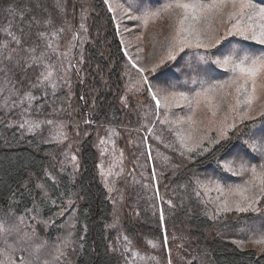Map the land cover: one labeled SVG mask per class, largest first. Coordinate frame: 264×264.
Listing matches in <instances>:
<instances>
[{
	"label": "trees",
	"instance_id": "16d2710c",
	"mask_svg": "<svg viewBox=\"0 0 264 264\" xmlns=\"http://www.w3.org/2000/svg\"><path fill=\"white\" fill-rule=\"evenodd\" d=\"M164 2L167 0L150 5L151 11ZM40 3L42 9L37 14H51L55 20L52 30L64 27L58 35H49L55 52L44 46L35 32L28 42L40 45L35 55L46 52L45 61L52 66V76L43 82L47 101L40 89H31L36 97L31 103L23 96L29 91V82H35L43 70L41 66L29 68L25 76L22 64L8 74L10 82L0 72V217L6 218L13 228L9 245L15 249L12 255L16 261L23 258L28 264H42V259L51 258L50 264H120L124 258L111 249L119 248L117 235H126L130 246L144 253L157 250L155 241L162 245L160 253L166 254L171 245L175 264H264V247L234 243L239 239L250 242L259 235L257 232L264 231L257 228L264 227V200L258 204V213L217 214L215 204L201 202L208 197L215 199L218 193L214 185H210L213 190L207 194L197 185V180L203 183L210 178L225 186L242 184L249 178L222 172L216 158L225 153L209 144L216 138L224 116L227 114L226 123H231L235 114L228 113L225 104L213 117L214 109L201 101L199 108L192 106L196 114L190 126L187 121L192 112L188 106L165 109L162 104L157 108L142 81V76H147L152 91L157 86L167 88L169 82L187 84L186 88L170 90L199 91L200 85L193 84L185 70L193 50L185 48L175 60L165 58L155 73H140L139 68L149 69L154 62L147 66L145 54L125 43L123 29L130 20L116 11L123 12L119 5L127 8V0H65L63 13L55 6V0ZM253 3L260 5V0ZM30 6L35 10L34 5ZM17 7L25 4L17 0ZM133 14L141 15L137 11ZM10 19L7 12L0 10V41L8 39L2 29ZM230 24L226 18H217L212 28L222 33ZM12 30L16 31L15 26ZM239 39L229 37L233 41ZM244 43L256 55L264 49L255 42ZM209 74L207 79L213 82L214 77L230 76L215 68ZM41 103L45 104L43 108L38 107ZM228 103H234L231 96ZM25 108L31 111L25 113ZM205 109L211 114H202ZM261 111L264 108L250 112L249 116L255 119L243 124L235 116L238 127L229 130L228 135L248 139L249 133L264 130ZM24 120L39 126L33 131L28 130L27 124L21 128L17 122ZM45 120L55 124L41 123ZM210 121L216 123L209 124ZM62 132L67 139L60 136ZM180 136L185 137L188 147L199 144L189 152ZM189 136L191 140L187 139ZM101 138L110 141L109 152H104L105 145L99 144ZM239 142L235 139L232 143ZM201 148L209 150L203 152ZM113 150L114 154H125L127 167V172L116 180L114 193L109 191L100 166L114 161ZM73 154L79 162L77 170L73 168ZM248 159L257 166L262 162ZM196 192H200L199 197ZM69 202H74L73 206L64 210ZM29 209L34 210L29 213ZM62 210L63 215H58ZM214 215L218 218L213 219ZM19 217L31 221L29 233L23 227L19 230ZM114 224L116 227H110ZM70 227L71 234L67 231ZM39 243L42 253L34 254Z\"/></svg>",
	"mask_w": 264,
	"mask_h": 264
},
{
	"label": "snow or ice",
	"instance_id": "6c2138e0",
	"mask_svg": "<svg viewBox=\"0 0 264 264\" xmlns=\"http://www.w3.org/2000/svg\"><path fill=\"white\" fill-rule=\"evenodd\" d=\"M25 7H17V0H0V10L7 12L11 17L7 26L2 30L8 37L4 41H0V72L5 74V81H8V74L13 73V70L20 68L22 73L26 76L27 70L35 66H41L42 71L37 75L35 82H29V91H26L23 96L31 103L36 99L32 95L31 89H40L43 94L44 101H47L48 92L43 86L44 81H48L52 76L51 65L45 61L46 52H41L40 55H35L37 47L40 45L29 44V40L33 33L38 40L44 43V46L51 48L53 52L56 48H52L49 35L56 36L64 31V27L56 28L55 20L51 14L47 16H39L37 10L42 9L40 0H21ZM107 3L108 0H105ZM161 0H127V8L119 5L123 9L122 15L129 19H142L145 24L148 23L152 17H160L162 14H167L169 19L175 26V36L168 45L167 60H175L179 53L184 52L185 48L192 49L191 58L186 62L185 70L189 73V79L193 84H199V91H179L170 90L178 88H186L187 84H174L169 82L168 87H156V91H152L153 85L148 82L147 76H142V81L147 85V89L151 94L157 107L160 106L161 100L158 94L162 95L164 101V108L169 109L172 106L185 105L189 107L192 115L188 117V123L191 126L194 121L192 116L195 115V110L192 108H199L201 101H203L209 108H213L212 115L215 117L216 111L222 105L227 104L228 113L235 114L231 123H226L228 115L224 116V120L219 122L217 129V136L215 139L209 141L210 145H216L219 151H224L225 155L216 158V163L220 170L224 173L233 174L243 177L248 175V179L244 180L242 184L236 185H221L220 181L209 179L206 182L197 180L199 188L204 189L205 194L212 191L210 185H214V190L218 195L213 199L208 197L207 200H202V203L215 204V212L217 214L235 211L237 213H258L261 211L257 207L261 200H264V130L260 132H251L248 134V139H243V136H229L228 131L234 130L238 127L235 116L239 117V123L243 124L245 120H254L255 118L249 116L252 111L253 102L264 96V49H261L260 54L256 55L250 50V46L244 42H255L256 45L264 46V0H260V5L253 3V0H167L162 7H157L155 11H151L150 5L159 4ZM65 0H55V6L63 13ZM7 7H4V5ZM30 5L35 6V10ZM111 7V5H109ZM47 13V9L43 8ZM133 11L140 12L139 17L131 15ZM83 18V16L81 17ZM217 18L221 21L224 18L231 22L230 27H227L222 33L218 29L212 28V23ZM18 21V23H15ZM15 26L16 31H13ZM83 29L84 25L81 24ZM27 29V31H25ZM19 32V35H17ZM229 37H239V40H229ZM71 43V42H70ZM74 46V45H73ZM58 47V46H57ZM165 63V58H160L157 64L151 68H139L140 73L146 71L155 73L157 68ZM215 69L224 70L225 73H230L228 79L212 81L211 79H203ZM205 84L207 86L205 87ZM55 87V85H53ZM232 90V91H229ZM232 97L234 103H228V97ZM83 99V97H81ZM23 99L20 103L23 104ZM125 103H127L125 98ZM15 106V102H13ZM44 103L38 105L43 108ZM30 108H25L24 112H30ZM55 111V109H54ZM259 115L264 116V111ZM167 122V120L165 121ZM19 123L21 128L28 125V130L33 131L39 126L29 120H24ZM46 125H54L52 120H45L41 122ZM86 124L91 125L92 121H85ZM216 123L210 121L209 124ZM64 127L63 124L57 125ZM114 131V130H113ZM151 131V129H149ZM179 135V133L177 134ZM63 139H67L66 133H60ZM181 143L188 148L189 152L195 150L199 144L188 147L185 143V137L180 136ZM187 139L191 140V136ZM239 139L238 144H233V140ZM106 141L101 138L99 144L103 145ZM208 148H201V151L207 152ZM246 155H240V153ZM235 153V155H233ZM103 156V152L101 153ZM248 157L259 159L262 162L257 166L250 164ZM74 162L73 168L77 170L79 162L76 155L71 156ZM239 165L237 168L235 165ZM102 167V164L100 165ZM46 175H51L46 173ZM43 189V185H39ZM197 197L200 192H196ZM52 203H55L53 201ZM74 202H69L64 210L71 208ZM171 204V201H169ZM34 209L27 210L31 213ZM63 215V210L58 213ZM218 218L217 215L213 219ZM23 222V217H19ZM34 219V217H33ZM163 219V216H161ZM110 227H116L111 225ZM13 228L7 224L6 221L0 220V239L7 243L6 237L10 235ZM116 239L121 240V236L117 235ZM165 243L167 237L165 236ZM128 237L125 235L122 238L121 247L112 248L116 253L119 252L124 258L125 264H132L138 253L132 251L128 247ZM239 246L243 247V241H235ZM253 243L257 245H264V234H259ZM11 249V251H9ZM13 246L8 248L0 247V264H17L16 259L11 252H14ZM39 249H37V252ZM152 259H156L152 257ZM20 264H27L20 258ZM47 264V262H45ZM168 264H171L169 259Z\"/></svg>",
	"mask_w": 264,
	"mask_h": 264
},
{
	"label": "rangeland",
	"instance_id": "374dc122",
	"mask_svg": "<svg viewBox=\"0 0 264 264\" xmlns=\"http://www.w3.org/2000/svg\"><path fill=\"white\" fill-rule=\"evenodd\" d=\"M116 12L121 14L122 10H119ZM131 15H133L134 17H137L133 13H131ZM136 20L137 19L130 20V23L128 22L129 24H127L126 28L123 29V31L125 32V33H123L125 43H127V45H129L128 46L129 48L135 46L136 52H138V53L143 52L145 54L146 61L148 62V64L146 63L147 66H150L149 64H151L153 62L154 63L151 65H154L155 63L159 62L160 58H162V57L166 58L167 57V54H168L167 42L171 41L172 38L175 36V26H174L173 22L169 19L167 14H165L164 16H161L159 18L158 17H152L149 19L147 24H145L143 21L140 23L136 22ZM150 44H152V45H150ZM125 51L127 53L126 48H125ZM210 76L211 75L208 74V76L204 77L203 79H207ZM214 79L225 80V79H228V77H225V76L219 77L218 76V77H214ZM157 98H159L161 100L160 106L157 107V108H160L162 106V104L164 105L163 97L158 96ZM252 108L254 109L252 111H255V112H259L260 110H262L264 108V96L257 99L256 101H254ZM201 111H202L201 112L202 114H207V113H208V115L211 114V113L209 114L207 109L201 110ZM109 144H110L109 140H107L106 143H104V145H105L104 146L105 147L104 152H109L108 149H112V148H108ZM112 155H114L113 156L114 161L110 162L108 165H104L102 163L101 171H103L105 178L109 182V186H108L109 191L114 193V191L116 190V180H118V178L121 177L122 174L127 172V167H126V162H125V159H126L125 154H123L120 151H118L117 153L114 154V150H113ZM104 166H108V167H104ZM257 207L261 208L259 205H257ZM0 220H4L7 222L8 225H11V224H9V221H7L6 218L0 217ZM16 222H17V220H16ZM17 225L20 226V228H19L20 231L25 229V233H29L32 229L31 221H29L26 218L23 219V222H21L19 220L17 222ZM257 228L264 229L263 226H258ZM67 231H69L71 234V232H72L71 227ZM257 233L258 234H264L263 232H257ZM7 237H8V239H7ZM7 237H6L7 243H4L3 239H0V247L8 248L10 238H12L13 235H8ZM253 240L254 239H252L250 242H246L245 240H241V239L236 240V241H243L244 242L243 247H250V246L264 247V245H257L255 243H253ZM116 241L118 243V246L121 247L122 238L120 241H118L117 239H116ZM155 242H156L155 245H156V248L158 251L157 250H155V251L151 250L150 252H147V253L142 252V250L139 248H137V249L133 248L130 246V244H128V247L131 248L133 252L138 253V255L136 256V258L134 259L132 264H168L169 259L171 260V264H175V261L173 259L171 245H170V247L167 248L166 254H164V253H160L161 252L160 249H161L162 245L160 243H158L157 241H155ZM41 244L42 243L35 245L34 254H37L38 252H39V254L42 253V248L40 247ZM3 245H5V247ZM72 245L70 246V248L73 251ZM14 246L16 247L17 245L15 244ZM42 247H43V251L46 252L47 248L45 246V243ZM37 249H39L38 252H37ZM9 251H11V249H9ZM11 254H12V252H11ZM152 257H155L156 259H152ZM50 259L51 258L42 259V264H43V262H44V264H45V262H47V264H50L49 263ZM122 262L120 264H125L124 260ZM58 263H59V261L56 262V264H58ZM17 264H20V260H17Z\"/></svg>",
	"mask_w": 264,
	"mask_h": 264
}]
</instances>
